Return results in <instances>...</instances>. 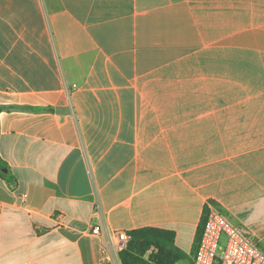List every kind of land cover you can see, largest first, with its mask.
Here are the masks:
<instances>
[{
	"label": "crops",
	"instance_id": "1",
	"mask_svg": "<svg viewBox=\"0 0 264 264\" xmlns=\"http://www.w3.org/2000/svg\"><path fill=\"white\" fill-rule=\"evenodd\" d=\"M0 108V264H192L210 203L264 249V0H0Z\"/></svg>",
	"mask_w": 264,
	"mask_h": 264
},
{
	"label": "built area",
	"instance_id": "2",
	"mask_svg": "<svg viewBox=\"0 0 264 264\" xmlns=\"http://www.w3.org/2000/svg\"><path fill=\"white\" fill-rule=\"evenodd\" d=\"M99 210H95V215ZM205 223L192 264H264V249L234 227L216 204L207 205ZM90 235L103 237L96 225ZM130 236L120 231L108 235V244L119 254L126 248Z\"/></svg>",
	"mask_w": 264,
	"mask_h": 264
},
{
	"label": "trees",
	"instance_id": "3",
	"mask_svg": "<svg viewBox=\"0 0 264 264\" xmlns=\"http://www.w3.org/2000/svg\"><path fill=\"white\" fill-rule=\"evenodd\" d=\"M6 168V163L0 158V178H6L2 173ZM204 223L205 218L197 229L193 252L197 249ZM128 235L130 240L119 253L121 264H177L187 259V255L175 245V234L171 231L143 228L131 231Z\"/></svg>",
	"mask_w": 264,
	"mask_h": 264
},
{
	"label": "rangeland",
	"instance_id": "4",
	"mask_svg": "<svg viewBox=\"0 0 264 264\" xmlns=\"http://www.w3.org/2000/svg\"><path fill=\"white\" fill-rule=\"evenodd\" d=\"M178 264H187V261L183 260V261L179 262Z\"/></svg>",
	"mask_w": 264,
	"mask_h": 264
},
{
	"label": "water",
	"instance_id": "5",
	"mask_svg": "<svg viewBox=\"0 0 264 264\" xmlns=\"http://www.w3.org/2000/svg\"><path fill=\"white\" fill-rule=\"evenodd\" d=\"M6 172H7V170H6V169H4V170H3V173H6Z\"/></svg>",
	"mask_w": 264,
	"mask_h": 264
}]
</instances>
